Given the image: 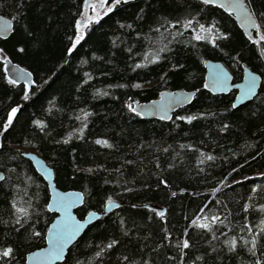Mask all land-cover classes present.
Here are the masks:
<instances>
[{"label": "trees", "instance_id": "obj_1", "mask_svg": "<svg viewBox=\"0 0 264 264\" xmlns=\"http://www.w3.org/2000/svg\"><path fill=\"white\" fill-rule=\"evenodd\" d=\"M11 3L12 0H7L5 7L0 9V14L9 19L18 11L10 6ZM24 3L26 7L19 9L24 18L13 21L10 36L0 39V48L4 49L0 61L8 55L29 69L35 79L30 98L25 101L20 88H13L2 79L5 73L0 63V121L6 119L11 107L21 108L14 126L7 132L0 131V170L5 176H11L10 181L0 182V244L18 247V257L44 244L39 240L22 243L29 233L18 240L19 234L9 214L14 187L27 177L32 178L29 191L39 193L41 207L48 196L46 183L20 155L27 147L52 167L57 186L83 193L84 202L76 210L78 217L89 210H102L109 196L122 206L103 214L84 231L72 246L73 262L77 256L81 260L91 259L93 249H89L88 244L95 246L116 238L120 243L109 250L102 264H120L118 257L124 254L137 260L144 257L152 264H173L166 257L177 255L174 248L152 251L160 243L168 245L169 242L163 240V230L167 229L172 244L190 239L193 247L185 250L188 255L184 259L185 264H193L197 255L203 254L205 249L210 251L208 240L211 236L188 228L190 235L185 237L183 232L190 222L185 217L191 218L205 203L212 212L222 215L230 209L235 213L250 186H264V176H261L264 173V131H261L264 114L248 118L250 108L255 109L257 105L264 108V91L259 88V98L232 109L234 91L212 94L203 89V61H221L230 70L233 80H238L244 65L259 74L264 73L260 47L249 43L233 17L221 9L209 7L201 12L198 0H130L128 4L115 6L99 24L92 25L73 56L67 57L69 37L73 36L74 21L80 17L78 13L83 11V0H24ZM253 5L259 12L264 9V0H253ZM189 15L205 25L215 21L219 32L227 33L229 39L217 40V47L213 48L210 43L193 41L189 44L191 37L185 32L178 38L179 42L169 45L171 51L160 53L158 64L133 71L136 63L146 62V53L162 44L158 34L150 32V28L162 17L175 21ZM119 24H131L132 28L121 29ZM25 25L31 27L33 35L26 34ZM19 47H24L25 53L17 52ZM177 63L184 67L170 71ZM85 72L91 74L92 80L77 92L76 87ZM165 74L166 82L160 79ZM261 78L264 84V76ZM121 84L127 87H118ZM134 84L142 87L134 88L131 86ZM177 88L195 91L199 88L200 91H196L189 105L174 112L171 120L143 119L126 107L133 101L151 100L163 90ZM97 89L108 95L94 96ZM81 108L93 113L84 130V138L77 134L68 144H63L69 133H78L81 122L75 116L81 114ZM176 115H194L198 119L188 124L176 120ZM34 120L42 121L47 128H36ZM224 124H229V129L221 130ZM96 139H106L113 147L97 145ZM200 153L216 159L200 165ZM198 167L204 168V172H199ZM234 167L239 170L229 177V182L240 180L243 183L233 184L231 189L218 194L221 202L227 205L222 209L212 199L210 189ZM87 169L96 171L88 173ZM245 177L251 179L245 180ZM161 179L168 187L159 183ZM10 184L13 187H9ZM173 191L177 193L174 197L171 196ZM133 204L137 207H131ZM143 205L163 206L165 219L157 218ZM53 216L43 213L39 223L33 216L30 224L46 231V223H50ZM121 218L129 230L127 237L120 230ZM249 219L255 222L256 217ZM3 221L9 223L5 225ZM244 222L242 214L234 215L230 226H236L238 231ZM212 243L218 247L215 241ZM242 260L246 264L247 257L222 258L217 264H241Z\"/></svg>", "mask_w": 264, "mask_h": 264}, {"label": "snow or ice", "instance_id": "obj_2", "mask_svg": "<svg viewBox=\"0 0 264 264\" xmlns=\"http://www.w3.org/2000/svg\"><path fill=\"white\" fill-rule=\"evenodd\" d=\"M6 2L7 0H0V9L5 7ZM41 2H43V0H41ZM128 3H130V0H111V4L109 0H83V11L78 13L80 18L74 21V33L73 36L69 37V46L66 48V56H73L74 52L77 50V46L85 39V33L92 25L99 24L104 16L114 11L115 6ZM198 4L202 6L200 7L201 12L204 8L209 7L223 9L229 17H233L238 21L239 27L244 30V35L247 37L248 42L253 45H258L260 47V55L264 57V9L257 12L253 5V0H198ZM10 6L17 8V15L12 16L10 20H5L4 17L0 15V39L8 38L7 33L13 31L14 28L13 21L24 18L23 13L19 11V9L26 7L24 0H19L18 3L17 0H12ZM140 11L143 12L144 10L141 9ZM89 12L93 15H89ZM101 13L103 14L101 15ZM24 27L27 35H33L29 25H25ZM119 27L121 29L125 27L131 29L132 25L119 24ZM150 32L158 34L162 44L152 52L146 53L144 55V60L146 62L136 63L133 71H135V69L146 68L149 64H158L161 59L160 53L171 51L169 45L173 42H179L178 38L183 37L185 32L190 34L191 38L188 42L189 44H192L193 41L204 42L210 43L213 48L217 47V40L229 39L227 33L221 34L219 32L215 21L205 25L204 23H200L195 16L191 15L175 21L167 17H162L155 27L150 28ZM169 37H171V39H169ZM16 51L25 53L26 49L24 47H19ZM3 52L4 49L0 48V53ZM93 59L100 58L93 57ZM0 63L3 64L5 72L2 79L6 81L7 85L13 88H20L23 93V100L27 101L30 98L32 86L35 83L33 80V73L27 71L25 68H21L19 65H12L6 55ZM65 63H68L67 59H65ZM203 63L205 68L208 69L207 75L203 77V89L215 94L216 92H227L231 88H238L240 94L236 96V100L242 103L245 100L259 98V94L256 91L258 87L264 91V84H258V81L261 80L264 73L257 75L255 72L246 70L243 76L244 82L242 84H232L230 83L232 77L224 70L223 66L207 61H203ZM183 67V64L177 63L172 66L170 71L174 72ZM160 79L166 82L167 74L161 76ZM91 80V74L85 72L84 78L76 87V91L79 92L81 88L89 84ZM21 82H23L22 87ZM131 86L134 88L142 87L141 84H134ZM118 87L123 88L127 87V85L121 84L118 85ZM196 91L199 92L200 89L197 88ZM93 95L106 96L108 93L97 89ZM160 98L159 101H153L150 108L139 105V102H135V107L133 103L126 104V107L128 111L135 116H141L143 112L150 111L153 114L159 112L160 120H171L172 117L168 115V113L173 111L176 107H183L186 103H191L192 99L195 98V93H185L183 90L180 92H160ZM49 103L51 104L52 101H49ZM237 107L238 105L235 102L231 104L232 109H237ZM20 111V107H11L10 111L7 113L6 119L0 121V131L7 132L13 127ZM79 111L81 114L76 115L75 119L81 122V127L78 133H69L67 138L63 139V144H68L77 134L81 139L84 138V130L88 127V119L93 113L83 108ZM258 113L264 114V108L260 105H257L255 109H249L248 118L251 119V117L257 116ZM175 119L191 124L194 120L198 119V117L194 115H176ZM32 123L40 130L47 128V125L40 120H34ZM229 127V124H224L221 130H227ZM261 131H264V129H261ZM56 143H61V141H56ZM94 143L105 148L113 147L106 139H96ZM184 147V145H181V148ZM163 150L165 152L168 151L167 148ZM20 155L28 156L30 160L36 159L35 156H30L28 153H20ZM198 159L199 164L203 165L207 162L214 161L216 157L206 153H200ZM37 163H39V161H37ZM127 163H132V161H128ZM157 167H159V165H157ZM243 167L244 165H240V168ZM238 170L239 169L235 167L232 168L223 179L217 180L216 185L210 189L209 194L222 209L227 208V205L221 202L218 198V194H223L225 189H231L233 184L239 185L243 183V181L240 180H232L229 182V177H231L233 173L238 172ZM94 171L96 170L87 169L88 173H93ZM198 171L204 172V168L198 167ZM9 172H15V169H9ZM40 174L45 178L52 176L51 171L43 166H41ZM261 176H264V173H261ZM17 179L19 180V177ZM248 179L251 178L245 177V180ZM10 180L11 176H5L3 173H0V182H8ZM31 181L32 178L27 177L26 180L21 181L14 187L15 195L12 200L9 201V214L12 218L11 223L15 226V232L19 234L18 240L20 237H24V233H29L24 237L22 243L39 240L46 244V246H37L38 250H29L26 254H21L18 257V247L7 243L0 244V264H93V262H95V264H102L109 250L115 249L120 243L116 238H112L106 243L96 244L95 246L88 244V248L93 249L91 259L86 258L81 260L77 256L73 262V249L71 246L76 242L77 237L85 226L80 220L76 219L71 210L77 204H82L84 202L82 194L80 192H61L57 190L55 184H49L48 187L51 189V192L48 194L43 207H41L39 193H31L29 191L31 188ZM159 183L168 187L167 182L163 179H161ZM9 187L13 186L10 184ZM37 187H39V185H37ZM126 190L132 191L133 189ZM176 195L177 193L175 191L171 192V196L174 197ZM201 195L205 194L202 193ZM17 197H19V199H17ZM242 200L243 203L240 204V208L235 213L229 209L221 215L212 212L209 204L205 203L191 218L185 217V219L190 221L183 232L185 237L190 235L188 228L195 229L198 233L211 236V239L208 240V248H210V251L205 249L203 254L197 255L193 264H196L198 261H202L203 264H217V261L222 258L235 259L242 255L247 257L246 264H264V186L259 184L250 186L248 194L246 197H242ZM120 207L122 206L116 203L111 196L103 202V211L105 215L114 208ZM131 207L135 208L137 205L133 204ZM143 207L149 208V211L153 212L157 218L165 219L166 214L164 210L157 211L155 208L148 205H143ZM43 213H59L56 219L52 220L50 223H46V231L37 230L35 224H30L33 216L36 217V223H39L40 216ZM241 214L245 222L239 225L237 231L236 226H230L231 218L234 215ZM252 216L256 217L255 222L249 219ZM93 217L99 219L96 212H89L87 218L90 223ZM149 219H151V217H149ZM3 223L7 225L9 221H3ZM119 223L121 225L120 230L122 235L127 237L129 230L124 227L125 221L121 218ZM29 229H31L30 232ZM225 229H227V231H225ZM163 231V240L168 241V245L160 243L156 248H153L152 251L158 252L162 247L174 248L177 251V255L167 256L166 259L173 262V264H185L184 258L188 255V252L185 250H190L193 247L190 239L177 240L175 244H172L167 229ZM221 237H223V239H221ZM206 238L207 236H205V239ZM144 239H148V237H144ZM213 241L216 242L218 247L213 245ZM76 246L78 247V244ZM118 261L120 264H152V261L149 259L141 257L137 260L134 256L128 254L118 257ZM241 264H245V262L242 260Z\"/></svg>", "mask_w": 264, "mask_h": 264}, {"label": "water", "instance_id": "obj_3", "mask_svg": "<svg viewBox=\"0 0 264 264\" xmlns=\"http://www.w3.org/2000/svg\"><path fill=\"white\" fill-rule=\"evenodd\" d=\"M222 11H223V9H221ZM224 12V11H223ZM0 15H2V14H0ZM3 17H4V19L5 20H10L8 17H6V16H4V15H2ZM234 19V18H233ZM234 21H235V23H236V25L238 26V28L241 30V32L244 34V30L241 28V27H239V22L238 21H236L235 19H234ZM12 33V31L11 32H9V33H7V37L8 36H10V34ZM8 58H9V60L11 61V64L12 65H19L21 68H25L27 71H29L26 67H24V66H22L21 64H19V63H17V62H15V61H13L8 55H6ZM4 57V56H3ZM3 57H2V59H1V61L3 60ZM205 61H207V62H209V63H213V64H218V65H221V66H223V68H224V70L225 71H227L228 72V74L232 77V80L230 81V83H232V84H242L243 82H244V79H243V76H244V72L247 70V71H249V72H255V71H253L252 69H250L248 66H246V65H244L243 67H242V75H241V78L239 79V80H237V81H234L233 80V76H232V74H231V72H230V70L221 62V61H219V60H214V59H207V60H205ZM3 65V64H2ZM203 67H204V70H205V75H207V73H208V69L207 68H205V66H204V63H203ZM3 70H4V66H3ZM257 75H259V73H257V72H255ZM10 74V73H9ZM204 75V76H205ZM34 80V79H33ZM35 82V81H34ZM21 84H23V82H21ZM258 84H261V80L260 81H258ZM34 85H35V83H34ZM259 88L260 87H258L257 88V93H258V91H259ZM181 90H183L185 93H196V91L195 90H189V89H185V88H177V89H174V90H163V91H161V92H180ZM208 91V90H207ZM230 91H234V95H233V99H232V102H231V104L233 103V102H235L237 105H238V107L239 106H241V105H243V104H245L246 102H249V101H251L252 99H250V100H245L243 103L241 102V101H238V100H236V96H238L239 94H240V90L238 89V88H231L229 91H227V92H216L215 94H227V93H229ZM210 92V91H209ZM210 93H212V92H210ZM212 94H214V93H212ZM161 98H160V93H159V95H158V97H156V98H154V99H151V100H147V101H133L132 103H133V106L135 107L136 106V103L135 102H139V105H141V106H144L145 108H150L151 107V105H152V102L153 101H159ZM193 100V99H192ZM190 103H186L183 107H185V106H187V105H189ZM180 108H182V107H176L173 111H170L169 113H168V115H170L171 117H172V115H173V113L174 112H176L178 109H180ZM159 115H160V113L159 112H156L155 114H153L152 112H150V111H146V112H143L142 113V115L141 116H139V117H141V118H143V119H159ZM160 120V119H159ZM163 121H168V120H163ZM21 153H28L30 156H35L36 157V159L35 160H30L29 158H28V156H24V155H22V157L24 158V159H26L27 161H29L30 162V164H31V166L33 167V169H34V171L43 179V181L46 183V186H47V189H48V194L51 192V189L48 187V185L49 184H55L56 185V183H55V180H54V171H53V169H52V167L46 162V160L42 157V156H40L38 153H36V152H34V151H32V150H23ZM37 161H39V163H37ZM41 166H43V167H46V168H48L50 171H51V173H52V176L51 177H49V178H45V177H43L41 174H40V169H41ZM0 173H3V171H1L0 170ZM4 174V173H3ZM56 188H57V190L58 191H61V192H80L81 194H82V196H83V198H84V195H83V193L80 191V190H78V189H63V188H60L59 186H57L56 185ZM115 201V200H114ZM116 203H118V204H120V202H118V201H115ZM83 204V203H82ZM82 204H77L75 207H73V209L71 210L72 211V214L76 217V219L77 220H80L83 224H84V228L81 230V233H80V235L77 237V240L82 236V234L84 233V231L89 227V226H91L94 222H96L98 219L96 218V217H93L92 218V222L90 223L89 222V220H88V213L89 212H96L97 213V217H101L103 214H104V211H103V209L102 210H100V211H98V210H89V211H87L82 217H78L77 216V214H76V210L82 205ZM148 206H150V207H154V208H157L158 209V211H160V210H164V207L163 206H155V205H148ZM115 209V208H114ZM53 214V213H52ZM59 215V213H55L54 214V216H53V218H52V220H54V219H56V217ZM51 220V221H52ZM50 221V222H51ZM76 240V241H77ZM74 243H76V242H74ZM74 245V244H73ZM72 245V246H73ZM42 246H46V244H43ZM71 246V247H72ZM32 251H35V250H38V248H34V249H31Z\"/></svg>", "mask_w": 264, "mask_h": 264}, {"label": "rangeland", "instance_id": "obj_4", "mask_svg": "<svg viewBox=\"0 0 264 264\" xmlns=\"http://www.w3.org/2000/svg\"><path fill=\"white\" fill-rule=\"evenodd\" d=\"M89 15H93V14H92L91 12H89ZM79 18H80V17H79ZM26 148H27V147H25L24 149L27 150ZM28 150H30V149H28Z\"/></svg>", "mask_w": 264, "mask_h": 264}, {"label": "bare ground", "instance_id": "obj_5", "mask_svg": "<svg viewBox=\"0 0 264 264\" xmlns=\"http://www.w3.org/2000/svg\"><path fill=\"white\" fill-rule=\"evenodd\" d=\"M9 37V36H8ZM207 60V59H206ZM205 61V60H204ZM29 70V69H28ZM30 71V70H29ZM5 73V72H4ZM33 79H34V76H33ZM34 81H35V79H34ZM261 83H262V78H261ZM34 86V85H33Z\"/></svg>", "mask_w": 264, "mask_h": 264}]
</instances>
